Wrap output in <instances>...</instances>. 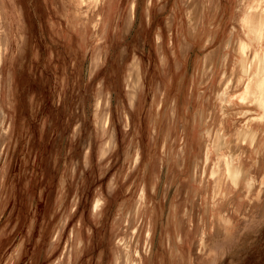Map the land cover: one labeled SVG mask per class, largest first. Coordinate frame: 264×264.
<instances>
[{
  "label": "rangeland",
  "instance_id": "1",
  "mask_svg": "<svg viewBox=\"0 0 264 264\" xmlns=\"http://www.w3.org/2000/svg\"><path fill=\"white\" fill-rule=\"evenodd\" d=\"M262 61L264 0H0V264H264Z\"/></svg>",
  "mask_w": 264,
  "mask_h": 264
},
{
  "label": "bare ground",
  "instance_id": "2",
  "mask_svg": "<svg viewBox=\"0 0 264 264\" xmlns=\"http://www.w3.org/2000/svg\"><path fill=\"white\" fill-rule=\"evenodd\" d=\"M262 65L264 67V61H262ZM251 70H252V67L251 66H248L246 68V72L247 73H249V71H251ZM245 93H246L247 97H249V98L255 97L254 98L255 99L254 100V103H258L259 107L261 109H263V111H264V87H263V85H261L259 83L258 86H257V88L255 90L252 89L250 85H248L247 88H246V92ZM221 96H222V99L224 101L227 99V95L225 93H222ZM260 120H264V112H263V115H262V117H261ZM252 138L253 137H251V139ZM228 174L232 178L233 181H236L238 179V176H237L238 175V172L235 171V170H232L231 169V166H228ZM144 198H145V193H144V191H142L141 192V201H140V206H138V211L141 209V206H142V203H143ZM102 206H103V200L102 199H98L96 201L95 205H94V210L96 211V213H98L99 211H101V208H103ZM133 233H136V231L133 230ZM120 243H121V245H123L124 247H126L125 244L122 243V240H120ZM128 251L129 250L127 249V252ZM136 255L139 256L138 252H136ZM129 256L130 255L127 254V257H129ZM120 257H121V255L117 256V258H116V264H119L118 262L120 261ZM127 264H137V263L132 260V261H128Z\"/></svg>",
  "mask_w": 264,
  "mask_h": 264
}]
</instances>
